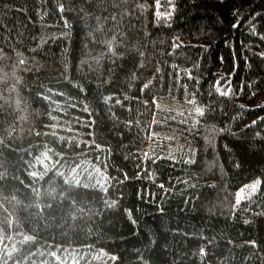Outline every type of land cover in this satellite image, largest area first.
<instances>
[{
  "label": "trees",
  "instance_id": "1",
  "mask_svg": "<svg viewBox=\"0 0 264 264\" xmlns=\"http://www.w3.org/2000/svg\"><path fill=\"white\" fill-rule=\"evenodd\" d=\"M262 53L264 0H0V264H264Z\"/></svg>",
  "mask_w": 264,
  "mask_h": 264
},
{
  "label": "rangeland",
  "instance_id": "2",
  "mask_svg": "<svg viewBox=\"0 0 264 264\" xmlns=\"http://www.w3.org/2000/svg\"><path fill=\"white\" fill-rule=\"evenodd\" d=\"M168 12L169 9L166 10L164 13H168ZM114 257H115L114 254H109L102 249L86 250L84 251V255L82 254L81 257L78 256V258L76 256H73V258L76 261V264H96L98 262L107 263L109 260L113 259ZM71 264H75V262L72 261Z\"/></svg>",
  "mask_w": 264,
  "mask_h": 264
},
{
  "label": "snow or ice",
  "instance_id": "3",
  "mask_svg": "<svg viewBox=\"0 0 264 264\" xmlns=\"http://www.w3.org/2000/svg\"><path fill=\"white\" fill-rule=\"evenodd\" d=\"M163 15H165V16H170V15H171V11L168 12V13H164ZM261 55H264V53H262ZM221 59H223V58H221Z\"/></svg>",
  "mask_w": 264,
  "mask_h": 264
}]
</instances>
